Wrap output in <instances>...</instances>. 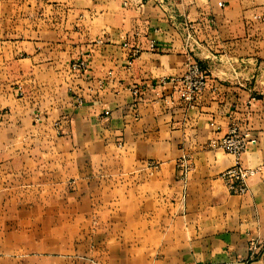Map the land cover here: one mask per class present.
I'll list each match as a JSON object with an SVG mask.
<instances>
[{
	"label": "crops",
	"instance_id": "0c3cea01",
	"mask_svg": "<svg viewBox=\"0 0 264 264\" xmlns=\"http://www.w3.org/2000/svg\"><path fill=\"white\" fill-rule=\"evenodd\" d=\"M38 12L29 36L0 35V167L53 183L60 208L24 216L29 238L0 264H264V0ZM189 62L207 75L191 106L162 84ZM231 126L257 170L243 196L220 178L235 157L213 147Z\"/></svg>",
	"mask_w": 264,
	"mask_h": 264
},
{
	"label": "rangeland",
	"instance_id": "374dc122",
	"mask_svg": "<svg viewBox=\"0 0 264 264\" xmlns=\"http://www.w3.org/2000/svg\"><path fill=\"white\" fill-rule=\"evenodd\" d=\"M158 1L173 4L175 0ZM90 2L91 0H0V35L6 37L8 29H11L15 30L11 33L12 37L29 36L26 27L39 16L40 6L52 3L88 5ZM85 15L87 17L83 20L88 23L91 14ZM25 171L17 168L15 172L7 166L0 167V214L11 217L9 220H0V249L8 244L18 247L24 243L25 238H29L25 230L34 222L25 220L24 216L54 212L60 208L50 201L51 196L59 193V189L53 183H41L38 175ZM1 253L3 252H0V259H6L8 255Z\"/></svg>",
	"mask_w": 264,
	"mask_h": 264
},
{
	"label": "built area",
	"instance_id": "2783aa9c",
	"mask_svg": "<svg viewBox=\"0 0 264 264\" xmlns=\"http://www.w3.org/2000/svg\"><path fill=\"white\" fill-rule=\"evenodd\" d=\"M186 27L190 31L193 29L192 25H187ZM139 52V49H135L133 57L138 56ZM72 67L73 70L78 72L85 67V63L81 61L75 63ZM206 82L207 75L200 65L195 62H189L186 73L181 78L163 80L162 84L173 85L175 88L174 94L178 96V99L191 106L197 95L205 88ZM248 142L247 135L242 134L238 127L231 126L223 139L213 145L215 149L222 150L235 157V164L220 175L225 187L232 195H246L248 193V180L257 174V170L245 168L241 163V157L247 150ZM178 167L183 170H189L188 158H182L178 163ZM256 249H260L258 252L260 256L264 254V244Z\"/></svg>",
	"mask_w": 264,
	"mask_h": 264
}]
</instances>
